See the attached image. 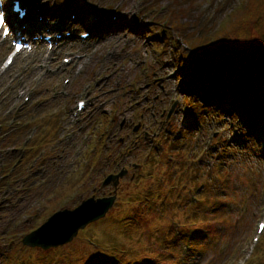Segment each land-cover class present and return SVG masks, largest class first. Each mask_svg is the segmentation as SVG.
<instances>
[{
  "label": "rangeland",
  "instance_id": "374dc122",
  "mask_svg": "<svg viewBox=\"0 0 264 264\" xmlns=\"http://www.w3.org/2000/svg\"><path fill=\"white\" fill-rule=\"evenodd\" d=\"M248 2L24 0L25 20L60 18L73 38L9 68L10 41L0 46V133L11 135L0 136V264H264V146L181 89L194 33L219 29ZM81 100L87 109L70 121L67 107ZM23 105L39 113L30 125L21 123L30 117L12 121ZM124 121L140 131L122 129ZM32 131L22 154L42 142L31 155L41 153L19 163L15 149ZM123 169L117 189L103 186ZM113 196L106 217L69 244L24 246L56 213Z\"/></svg>",
  "mask_w": 264,
  "mask_h": 264
},
{
  "label": "trees",
  "instance_id": "16d2710c",
  "mask_svg": "<svg viewBox=\"0 0 264 264\" xmlns=\"http://www.w3.org/2000/svg\"><path fill=\"white\" fill-rule=\"evenodd\" d=\"M248 3L223 23L232 27L204 25L203 35L194 33L195 48L189 49L188 58L182 56L191 75L181 89L226 118H237V134L264 145V0Z\"/></svg>",
  "mask_w": 264,
  "mask_h": 264
},
{
  "label": "water",
  "instance_id": "95a60500",
  "mask_svg": "<svg viewBox=\"0 0 264 264\" xmlns=\"http://www.w3.org/2000/svg\"><path fill=\"white\" fill-rule=\"evenodd\" d=\"M41 1L42 0H38V2ZM126 174V171H122L116 176H109L103 184L104 187L113 184L117 189L120 179L124 178ZM115 201V196L102 199L91 198L82 202V204L73 211L65 210L58 212L43 226L26 236L23 240V244L30 248L37 247L43 250L66 245L77 237L80 230L105 218Z\"/></svg>",
  "mask_w": 264,
  "mask_h": 264
},
{
  "label": "flooded vegetation",
  "instance_id": "af4514ba",
  "mask_svg": "<svg viewBox=\"0 0 264 264\" xmlns=\"http://www.w3.org/2000/svg\"><path fill=\"white\" fill-rule=\"evenodd\" d=\"M24 107L25 106H23V107H21L19 109V112L17 113L18 116H15V113L14 112L11 113V115L13 117L12 120H14V121L17 122L18 120H21L22 121L24 119H29L28 117H30L32 120L38 119L40 117L39 116V113H37V112H35L34 114H31L30 112L28 113V111H26L25 110L26 108L24 109ZM38 109L39 108L35 109V111H38ZM68 113H70V112H68V107H67L66 115H68ZM27 115H29V116H27ZM52 116H56L57 122L58 123H61V117L59 115L52 114ZM44 118H45V116H43V118H41V120H44ZM26 123H28L30 125L29 122H26ZM121 127H122V129L128 128V129H130L131 132H134V133H138L140 131V125H135V123L129 122V121H124ZM11 132L13 133V132H16V131L12 130ZM0 136L8 137V136H11V135H7L6 132H1L0 133ZM136 138H138V136ZM114 139H116V138H114ZM120 143L122 144L123 147L125 146V144L128 145V143H126L125 140H123V139L120 141ZM18 146L19 147H17L15 149V151H18V153L20 152V150H23V147H26V145L23 146V147H21L20 144H18ZM41 146H43V143L42 142H41ZM21 156H22L21 157V161H23V158H25V156L34 157L31 154L30 155L29 154H22Z\"/></svg>",
  "mask_w": 264,
  "mask_h": 264
},
{
  "label": "snow or ice",
  "instance_id": "6c2138e0",
  "mask_svg": "<svg viewBox=\"0 0 264 264\" xmlns=\"http://www.w3.org/2000/svg\"><path fill=\"white\" fill-rule=\"evenodd\" d=\"M24 15V13H21V16H23ZM0 21H2V18H0ZM17 50H19V49H17ZM262 230H264V226H262Z\"/></svg>",
  "mask_w": 264,
  "mask_h": 264
}]
</instances>
